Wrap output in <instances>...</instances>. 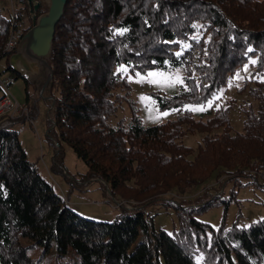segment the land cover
Instances as JSON below:
<instances>
[{
    "label": "trees",
    "instance_id": "1",
    "mask_svg": "<svg viewBox=\"0 0 264 264\" xmlns=\"http://www.w3.org/2000/svg\"><path fill=\"white\" fill-rule=\"evenodd\" d=\"M15 1L14 21L0 4L8 87L19 77L8 67L5 43L12 29L23 35L31 26L26 0ZM253 58L238 89L249 99L236 105L230 98L204 118L184 108L214 101ZM122 64L130 72L182 68L184 89L151 92L159 109H173L175 117L143 125L117 71ZM49 65L47 136L84 162L82 181L101 179L125 202L110 222L77 214L40 176L17 134L0 128V264H264V219L243 227H226L222 219L214 228L195 217L227 204L241 187L260 186L259 179L264 185V0H66ZM23 81L28 100V84L36 83ZM124 102L128 123L112 124ZM232 109L242 115L240 131ZM188 135L200 136L195 148L184 143ZM197 186L201 191L187 198ZM169 209L177 219L171 233L154 226L159 210Z\"/></svg>",
    "mask_w": 264,
    "mask_h": 264
},
{
    "label": "rangeland",
    "instance_id": "2",
    "mask_svg": "<svg viewBox=\"0 0 264 264\" xmlns=\"http://www.w3.org/2000/svg\"><path fill=\"white\" fill-rule=\"evenodd\" d=\"M0 4L2 6V13L6 17L9 15L11 7H18L15 0H0ZM253 60L255 59H250L243 66V69L237 72L242 78L236 79L237 73H235L228 80L227 86L215 95L214 101H210L211 103L207 102L204 105L190 103L186 104L184 108L192 110L195 118H204L212 115L213 109L218 104L224 103L230 98L234 99L236 105L249 99L246 91L239 93L238 89L242 87L244 79L248 78L252 70L253 63L251 64V61ZM245 66H247V71H245ZM4 69L5 61L1 60V76L7 75V73L3 72ZM117 71L121 76L126 77L130 85V96L136 103L143 125H155L175 117V110L159 109L151 92L155 91L165 95H174L184 89V73L182 68L170 70L148 68L145 71L130 72L128 66L122 64L117 68ZM150 73L153 75H149ZM30 82H35L36 84H28V100H26L25 82L21 78L13 81L9 86V95L16 101L25 103L29 113L32 110L37 115L35 124H30L27 120H23L24 118H18L19 121L10 126L9 129L17 134L18 140L25 150L28 159L35 163L40 176L59 196L66 199L67 204L73 211L95 221H112L120 210V207H117L118 203L125 201L119 196L113 197L109 193L107 185L101 179L91 178L82 181V175L86 171L84 162L75 155L66 143L59 141V146V143L55 139L47 136V122L51 120L52 111L49 109L51 106L45 101V90L43 91V95L39 94L42 80L31 79ZM229 82H231V86H229ZM201 108L203 110H199ZM130 115L128 103L124 102L112 118L111 123L115 124L119 119H124V122L127 124ZM230 119L234 130L240 131L242 128V115L237 109L231 110ZM199 139V135H188L184 138V143L195 148ZM58 150H60V154L57 156V160L62 165L60 168L54 162L56 151ZM209 182L213 187V191L219 186L215 178H212ZM259 183L260 186L250 184L241 187L235 198L227 204L220 203L208 207L205 210L199 211L195 217L208 222L214 228L220 225L222 219L226 227L233 224L243 227L254 221L264 219V185L261 179H259ZM228 187L229 184L226 185L225 189L227 190ZM201 189L202 186L191 189L187 198H193ZM225 196H227V193ZM175 197L178 200L181 199L179 196ZM148 210L153 211L155 208L150 207ZM154 226L156 228H163L171 233L173 229L177 228V219L174 211L172 209L167 211L159 210L154 216ZM201 258V255H198L196 260L199 262Z\"/></svg>",
    "mask_w": 264,
    "mask_h": 264
},
{
    "label": "water",
    "instance_id": "3",
    "mask_svg": "<svg viewBox=\"0 0 264 264\" xmlns=\"http://www.w3.org/2000/svg\"><path fill=\"white\" fill-rule=\"evenodd\" d=\"M23 1V0H20ZM31 19L30 28L20 37L15 51L8 57V67L23 80H42L39 91L52 85L53 73L49 65L55 26L61 18L66 0H26ZM45 11L37 15V10Z\"/></svg>",
    "mask_w": 264,
    "mask_h": 264
},
{
    "label": "built area",
    "instance_id": "4",
    "mask_svg": "<svg viewBox=\"0 0 264 264\" xmlns=\"http://www.w3.org/2000/svg\"><path fill=\"white\" fill-rule=\"evenodd\" d=\"M11 18L14 21L16 19V12L11 7ZM21 29H12L5 43L4 49L8 53H13L17 46V43L21 37ZM0 128L13 126L18 118H24L30 124H35L36 114H30L28 107L25 103H20L13 99L9 95L8 80L6 77L0 75ZM120 205V203H118ZM127 208H131V204L124 203ZM118 207V206H117Z\"/></svg>",
    "mask_w": 264,
    "mask_h": 264
},
{
    "label": "snow or ice",
    "instance_id": "5",
    "mask_svg": "<svg viewBox=\"0 0 264 264\" xmlns=\"http://www.w3.org/2000/svg\"><path fill=\"white\" fill-rule=\"evenodd\" d=\"M185 47H187V46H185ZM249 51H251V49H249ZM251 63L255 64L256 61L253 60V61H251ZM245 71H247V66H245ZM149 75H153V74L150 73ZM241 78H242V77L240 76V74L237 73V74H236V79H241ZM229 86H231V82H229ZM209 103H211V102H209ZM199 110H203V109L201 108V109H199ZM165 115H167V113H165Z\"/></svg>",
    "mask_w": 264,
    "mask_h": 264
}]
</instances>
